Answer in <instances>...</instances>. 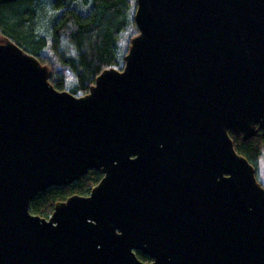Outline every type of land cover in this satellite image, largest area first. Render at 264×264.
I'll list each match as a JSON object with an SVG mask.
<instances>
[{
  "label": "water",
  "instance_id": "95a60500",
  "mask_svg": "<svg viewBox=\"0 0 264 264\" xmlns=\"http://www.w3.org/2000/svg\"><path fill=\"white\" fill-rule=\"evenodd\" d=\"M135 23L81 97L0 36V264H264V186L229 135H264V0H137ZM91 169L90 195L31 212Z\"/></svg>",
  "mask_w": 264,
  "mask_h": 264
},
{
  "label": "trees",
  "instance_id": "16d2710c",
  "mask_svg": "<svg viewBox=\"0 0 264 264\" xmlns=\"http://www.w3.org/2000/svg\"><path fill=\"white\" fill-rule=\"evenodd\" d=\"M52 5L60 14L48 23L51 33L47 35L42 29L41 0H0V34L43 66L49 64L44 53L50 47L56 61L69 67L74 79L69 82L65 72L49 70L50 83L59 91L85 96L104 70L124 69L128 52L121 45L122 35L131 29L139 34L134 19L136 0H54ZM64 40L73 48L71 54L63 49ZM229 135L236 152L256 168L264 147L262 131L248 140L241 133L229 131ZM103 176L101 170L91 169L71 184L40 192L31 202V212L49 218L56 203L73 195H90ZM136 255L142 262L152 261L140 251Z\"/></svg>",
  "mask_w": 264,
  "mask_h": 264
},
{
  "label": "rangeland",
  "instance_id": "374dc122",
  "mask_svg": "<svg viewBox=\"0 0 264 264\" xmlns=\"http://www.w3.org/2000/svg\"><path fill=\"white\" fill-rule=\"evenodd\" d=\"M53 1L54 0H41V7H42L41 14L44 18L42 20V25H43L42 29H43V32L46 33L47 35H50L51 33L49 30L50 25L48 23L50 22V20H54V18H56L57 15L60 14L59 12L57 13L55 12L53 5H52ZM136 3H137V0H136ZM134 19H135V16H134ZM138 35L139 34L136 35V31L134 29L128 30L123 33L122 38H121V45L123 49L127 50L128 53H129V50L132 44V40ZM49 42H51V38H49ZM63 49L69 54L73 52V48L69 45V43L66 40L63 41ZM44 56L49 58V61H48L49 64H46V66L49 68L50 73L55 70L63 71L66 73V75H69L68 81L74 82V79L71 76L72 74L70 72V68L67 66H60L59 62H57L56 59L54 58V54L52 53L50 47L46 50V52L44 53ZM256 173H257L258 181L264 186V147L262 150V154L258 159Z\"/></svg>",
  "mask_w": 264,
  "mask_h": 264
}]
</instances>
